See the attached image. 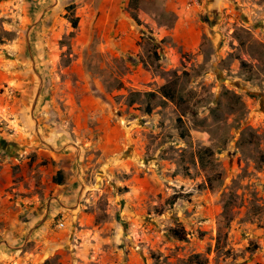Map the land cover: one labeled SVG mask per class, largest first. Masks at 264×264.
I'll return each mask as SVG.
<instances>
[{
  "label": "rangeland",
  "instance_id": "obj_1",
  "mask_svg": "<svg viewBox=\"0 0 264 264\" xmlns=\"http://www.w3.org/2000/svg\"><path fill=\"white\" fill-rule=\"evenodd\" d=\"M195 1L103 19L102 0H0V133L23 106L58 120L33 111L42 81L41 107L59 87L104 96L126 141L115 156L76 142L68 205L26 184L37 221L0 223V264H264V0Z\"/></svg>",
  "mask_w": 264,
  "mask_h": 264
},
{
  "label": "crops",
  "instance_id": "obj_2",
  "mask_svg": "<svg viewBox=\"0 0 264 264\" xmlns=\"http://www.w3.org/2000/svg\"><path fill=\"white\" fill-rule=\"evenodd\" d=\"M182 1L163 0L170 5H176ZM111 2V5L107 6L110 3L109 0H102L104 5L98 12L103 19L121 18L122 8L126 9L131 0ZM141 13L147 16L143 8ZM59 88L50 99H45L44 107H41L42 99L38 102L40 112L58 117L57 121L52 124L34 125L31 122L33 116L30 115L31 119H29L30 112L27 113L26 106H23L17 111L19 117L17 124L12 122L0 133V223H4L5 228H28L37 221L35 219L38 216V209L35 208L32 213L36 215L35 219H29V213H27L29 208L27 209V206L22 203L26 202L28 197L24 198L19 194V191L31 192L26 189V184L32 189L40 186L46 197L52 192L55 193L56 197L49 198V203L51 199L53 200L49 204L52 211L55 209L54 200L61 206L70 204L74 196L81 198L84 190L82 174L80 170L72 174L73 161L79 160L78 151L77 154L72 151L78 148L76 142L95 137L98 149L106 156H115L121 148L126 146V141L118 134L117 127L107 123L111 103L104 96L89 94L67 98L65 89ZM63 112L72 117L70 120L72 124L65 125L62 118ZM79 117H100L105 122H102L97 129H93L77 124ZM69 145H76V147ZM44 161H47V164L43 165ZM27 174L31 176H26Z\"/></svg>",
  "mask_w": 264,
  "mask_h": 264
},
{
  "label": "trees",
  "instance_id": "obj_3",
  "mask_svg": "<svg viewBox=\"0 0 264 264\" xmlns=\"http://www.w3.org/2000/svg\"><path fill=\"white\" fill-rule=\"evenodd\" d=\"M138 3H139V0H131V5L133 6V9L134 10H137L138 9ZM69 9L70 10H72V12H73V9H74V7L72 6V7H69ZM134 18H136V21L138 20V18L137 17H134ZM139 22V21H138ZM72 26L74 27V28H77V26H78V18H74V19H72ZM2 42V40H1V38H0V43ZM162 92H163V96L165 97V98H169L170 100H172V101H174L175 100V96H174V94L171 92V91H169L166 87L165 88H163L162 89ZM153 95H155V93H153ZM57 181V180H56ZM221 223H222V221H221ZM228 227V225H226L225 227H221V230L220 231H222V232H224L225 231V229Z\"/></svg>",
  "mask_w": 264,
  "mask_h": 264
},
{
  "label": "water",
  "instance_id": "obj_4",
  "mask_svg": "<svg viewBox=\"0 0 264 264\" xmlns=\"http://www.w3.org/2000/svg\"><path fill=\"white\" fill-rule=\"evenodd\" d=\"M42 81H41V87H40V89H39V91H38V93H37V95H36V99H35V101H34V104H33V111L36 109V105H37V103H38V99H39V97H40V94H41V92H42ZM72 146H75L76 147V145H72ZM80 201V200H79ZM49 208H50V206H48ZM49 210V209H48ZM48 215V214H47ZM45 218H47V216L45 217ZM45 220V219H44ZM43 220V221H44ZM33 231H31L30 232V234L32 233Z\"/></svg>",
  "mask_w": 264,
  "mask_h": 264
},
{
  "label": "built area",
  "instance_id": "obj_5",
  "mask_svg": "<svg viewBox=\"0 0 264 264\" xmlns=\"http://www.w3.org/2000/svg\"><path fill=\"white\" fill-rule=\"evenodd\" d=\"M192 2H193V3H197L195 0H192ZM63 227H65V224H64V223H61V224H60V228H63Z\"/></svg>",
  "mask_w": 264,
  "mask_h": 264
}]
</instances>
